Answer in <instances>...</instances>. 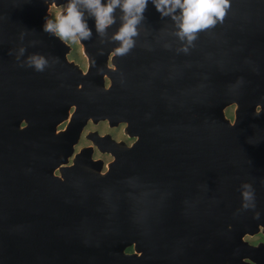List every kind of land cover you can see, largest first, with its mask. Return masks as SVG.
<instances>
[{
	"label": "water",
	"instance_id": "95a60500",
	"mask_svg": "<svg viewBox=\"0 0 264 264\" xmlns=\"http://www.w3.org/2000/svg\"><path fill=\"white\" fill-rule=\"evenodd\" d=\"M66 3L0 0V264H120L127 244L138 249L141 238L162 233L163 219L238 212L239 234L257 229L260 210L223 203L242 193L219 188L264 187V0H229L224 18L191 45L149 0L135 43L181 46L179 90L164 96L170 111L158 132L141 127V64L112 58L108 66L106 53L116 48L103 44L118 43L110 37L119 9L104 37L87 18L92 38L78 39L83 69L67 58L65 40L43 30L50 6ZM33 55L47 59L43 71L28 66ZM89 119L126 122L136 140L128 145L94 129L75 151ZM94 147L114 155L105 170ZM178 187L201 191L170 192ZM162 194L183 205L157 206Z\"/></svg>",
	"mask_w": 264,
	"mask_h": 264
},
{
	"label": "flooded vegetation",
	"instance_id": "af4514ba",
	"mask_svg": "<svg viewBox=\"0 0 264 264\" xmlns=\"http://www.w3.org/2000/svg\"><path fill=\"white\" fill-rule=\"evenodd\" d=\"M51 6L59 5L52 4ZM60 6L63 9L64 5ZM49 18H51L50 15ZM65 41L69 44L67 58L85 69L87 55L84 52L83 44L78 39ZM105 46L117 48L119 44H103V47ZM180 49L181 46L178 43L145 42L135 43V46L124 55H118L113 50L106 53L108 66L111 68L115 67L112 58L123 64H141L143 74L141 80V127L146 130L158 132L162 129L163 122L167 123L170 105L164 101V96L179 90V69H176V64L179 65L180 63ZM103 80L105 85L110 84V79L106 74H104ZM260 109L261 106L258 104L256 110L259 111ZM261 114L264 118V109ZM100 123H105L107 128H98ZM21 124L24 125L25 122L23 121ZM65 124L66 121L60 123L57 128H63ZM125 125L126 122L123 121L110 126L107 120L94 122L89 119L75 144L74 150L77 151L80 147L90 144L85 135L87 131L94 129L101 134L110 133L116 141H124L130 145L136 140V136L126 133L124 131ZM84 139L87 141L84 142ZM92 157L102 159V170H105L107 163L114 158V155L110 152H100L97 147H94ZM69 159V163H71L72 156ZM219 189L228 193H242V188L238 187ZM253 189L255 200L252 207L260 210L257 217L263 222L259 223L253 232L238 233L236 225L239 217L238 212L204 214L201 216L203 219L201 222L188 219L177 224L175 219L172 221L163 219L160 228L162 233L141 238L138 249L135 248L134 242L127 244L124 248V255L126 256L120 264H264V187H253ZM196 191L201 190L178 187L170 192L181 194L195 193ZM203 191L211 192V188H204ZM158 199L164 200L157 203V206L164 209H173L183 205L180 203V200L183 199L180 196L162 194ZM188 199L193 200V204H195V196L189 195ZM222 202L230 204L232 207L235 205L236 207H243L246 203L243 201L242 195H231L228 197V201ZM214 203H221V201H214ZM207 204L211 205L212 201H207ZM199 205L201 204L199 203ZM220 216H224V219L221 220L222 226L217 220V217Z\"/></svg>",
	"mask_w": 264,
	"mask_h": 264
},
{
	"label": "clouds",
	"instance_id": "9594fccd",
	"mask_svg": "<svg viewBox=\"0 0 264 264\" xmlns=\"http://www.w3.org/2000/svg\"><path fill=\"white\" fill-rule=\"evenodd\" d=\"M161 17L171 19L175 27V36L191 45L197 33L222 20L229 6V0H151ZM149 0H67L62 13L54 19L46 17L43 30L60 40L87 41L92 31L87 18H94L96 34L108 35L109 27L116 23V12H120V26L112 33L110 40L119 43L115 49L118 55H124L135 46L134 37L139 35L138 25L144 19ZM187 51V47L182 49ZM23 54V49H21ZM48 64L41 55L28 58V66L43 71ZM242 199L245 208L254 206L255 193L251 184L242 185Z\"/></svg>",
	"mask_w": 264,
	"mask_h": 264
},
{
	"label": "rangeland",
	"instance_id": "374dc122",
	"mask_svg": "<svg viewBox=\"0 0 264 264\" xmlns=\"http://www.w3.org/2000/svg\"><path fill=\"white\" fill-rule=\"evenodd\" d=\"M61 10H62V6H60V5L59 6H51L50 7V12H51L50 16H51V18L54 19ZM225 111H226L227 116H229V117L233 116V106H228ZM98 128L106 129L107 126H106L105 123H100V124H98ZM86 141L87 140L84 139V142H86Z\"/></svg>",
	"mask_w": 264,
	"mask_h": 264
}]
</instances>
